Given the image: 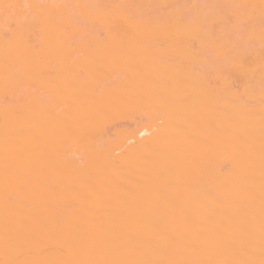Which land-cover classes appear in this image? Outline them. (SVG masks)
<instances>
[{
  "label": "bare ground",
  "instance_id": "1",
  "mask_svg": "<svg viewBox=\"0 0 264 264\" xmlns=\"http://www.w3.org/2000/svg\"><path fill=\"white\" fill-rule=\"evenodd\" d=\"M0 264H264V0H0Z\"/></svg>",
  "mask_w": 264,
  "mask_h": 264
}]
</instances>
